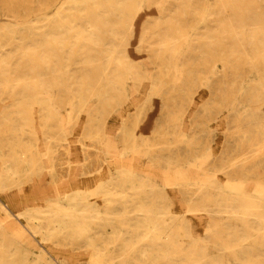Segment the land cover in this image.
I'll list each match as a JSON object with an SVG mask.
<instances>
[{"label": "bare ground", "instance_id": "bare-ground-1", "mask_svg": "<svg viewBox=\"0 0 264 264\" xmlns=\"http://www.w3.org/2000/svg\"><path fill=\"white\" fill-rule=\"evenodd\" d=\"M89 107L79 141L110 154L106 185L0 221V264H264V0H0L5 178L41 173L38 126L47 188L79 189L56 179L54 110ZM38 183L0 199L38 205Z\"/></svg>", "mask_w": 264, "mask_h": 264}, {"label": "rangeland", "instance_id": "rangeland-1", "mask_svg": "<svg viewBox=\"0 0 264 264\" xmlns=\"http://www.w3.org/2000/svg\"><path fill=\"white\" fill-rule=\"evenodd\" d=\"M159 14L153 15L154 17L158 16ZM143 62V63H142ZM140 68L143 70L144 74V81L141 84L140 92L139 93H132L133 86L129 84L128 86V107H132L133 112L143 111V109L146 107L147 103V94L148 89H145L144 86H147L148 88V81H149V72L148 70L152 69L148 64H146L144 61H140ZM131 92V93H130ZM68 97L71 101H75V96L72 93H68ZM86 108V107H85ZM84 108V109H85ZM90 110H92V107L87 108V110L83 113L84 115L82 118L80 117L78 120L74 119V113L72 109H57L54 110L57 112L58 117V125L60 134L54 133L52 134L54 139L59 140L58 143H53L51 145V148L56 152V179L57 181H61L62 179H71L70 182H73V179L75 178V183L73 186H76L79 189H76L74 191L70 190L67 191L69 193H66L65 190L57 192L55 190H49L48 185L53 184L54 182H51L50 177L48 176V167H47V154H46V147L48 144L44 142L43 135L40 132V129L38 126L37 129V136L40 138V141L38 144L34 146V150L36 151L38 157H40L39 160L42 161L41 164V173H36L28 177L25 174L18 175L15 182H12V178H5L6 173L4 166L0 165V184L1 188L0 191H9L13 190L15 188L24 187V191H29L33 183L37 180H39V183L37 186L35 185V189H37L40 192H43L45 194V198L42 199L41 202H39L38 205H32L27 206L25 205L24 208H20L19 206L23 204V202H20L19 206H12L17 207V211L14 213H10V203L7 202V199H0V212H6V215H1L0 221L8 220H14L16 216H18L21 213V216H28L29 214H33L34 217H39V215H43V213L47 212L51 209L52 206H59L63 204L64 202H61V196H67V195H78L80 192L84 191L85 187L89 188L92 187V190H88L90 192V197H93V200L95 201V197L99 196V191L102 189L103 186L106 185L108 181V173L112 172L113 169V163L111 162V157H109V153L105 151L104 146L102 147L104 151L100 152L96 146H88L87 150L81 145L80 139L82 138V134L84 132V116L87 115ZM126 107H123V114L126 113ZM153 120H156V115L152 117ZM116 122H111L110 124V130L106 133L107 143L109 145L115 147L116 143V135L119 132V128H116ZM140 127L142 131L144 132V137L149 136L153 126H149L145 129L146 123L142 122L140 123ZM106 146V144H104ZM27 147V145H25ZM84 149H83V148ZM64 149H67L69 152L68 156H65ZM85 150V151H84ZM75 171H77V175H75ZM85 172V173H84ZM29 186L28 188H26ZM83 187V190L81 188ZM34 189V190H35ZM23 193V192H22ZM35 206V207H34ZM33 210H36L37 213H32ZM22 212H25L22 214ZM9 217V218H8ZM7 218V219H6ZM30 243L35 246L39 244L37 240H29ZM42 243V242H41ZM43 244H46L43 242ZM22 246L25 247V249L29 250L31 249L29 245L26 243H22ZM53 248H57V245L53 244L50 248H47V250H51ZM40 251H45L44 249L40 248ZM34 252V251H32ZM36 255V254H33ZM61 255V254H60ZM64 259H56L52 260L53 264H59L63 262Z\"/></svg>", "mask_w": 264, "mask_h": 264}]
</instances>
